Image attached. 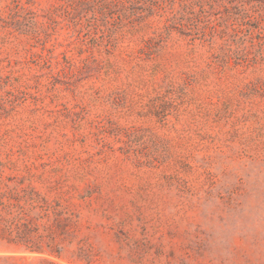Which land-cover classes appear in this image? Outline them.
<instances>
[{
	"label": "rangeland",
	"instance_id": "1",
	"mask_svg": "<svg viewBox=\"0 0 264 264\" xmlns=\"http://www.w3.org/2000/svg\"><path fill=\"white\" fill-rule=\"evenodd\" d=\"M0 264H264V0H0Z\"/></svg>",
	"mask_w": 264,
	"mask_h": 264
}]
</instances>
